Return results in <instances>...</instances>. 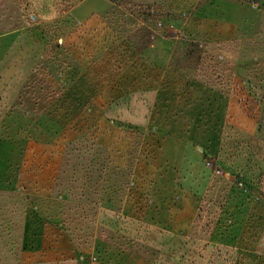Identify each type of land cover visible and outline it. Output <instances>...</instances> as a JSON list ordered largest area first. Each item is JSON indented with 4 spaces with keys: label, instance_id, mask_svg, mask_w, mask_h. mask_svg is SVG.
Segmentation results:
<instances>
[{
    "label": "rangeland",
    "instance_id": "374dc122",
    "mask_svg": "<svg viewBox=\"0 0 264 264\" xmlns=\"http://www.w3.org/2000/svg\"><path fill=\"white\" fill-rule=\"evenodd\" d=\"M78 1L16 0V30L0 7V135L53 167L46 196L0 187V264L27 261L33 214L50 264H264V31L207 41L169 0H110L82 24ZM129 95L144 125L98 108Z\"/></svg>",
    "mask_w": 264,
    "mask_h": 264
},
{
    "label": "crops",
    "instance_id": "0c3cea01",
    "mask_svg": "<svg viewBox=\"0 0 264 264\" xmlns=\"http://www.w3.org/2000/svg\"><path fill=\"white\" fill-rule=\"evenodd\" d=\"M168 4L175 10L190 13L187 26L207 41L226 42L254 38L264 31V21H262L264 20V9L254 3L240 0H169ZM110 5H112L110 0H79L68 9V13L82 24L93 22L96 25L99 22L96 17L100 13H104ZM0 7L2 13L6 12L7 15L3 19H7V17L11 19L10 21L5 20L6 24H3V27L8 30H16L20 26L18 2L16 0H0ZM7 12L15 15L10 18ZM141 86L144 85L141 84ZM148 91L139 90V93L153 94L151 90V92ZM210 93L211 90L208 93L209 97H211ZM130 97L129 95V100L126 96L117 100L106 98L109 100H107L106 105H104L105 99H100L98 100L99 107L97 105L94 107L104 109V106L108 108L119 104L126 107L129 105L130 108L133 105L134 110H136L135 122L144 125L146 123V118L143 115L144 103L149 101H143V103L135 98L134 102ZM5 123L4 120H0V132L2 130L1 126ZM5 139L0 135L1 144L6 146V152H0V187L22 188L30 192L39 191L41 195L46 196L49 193L53 178V167L50 162H46L48 158L45 157L43 165L35 167L33 159L38 157L36 152L39 151L32 148L35 146L33 138L23 137V142L17 140L16 137L13 141L6 139L7 142H3ZM130 151V148H127L119 152L124 163L129 158ZM46 155L49 156L47 153ZM96 215L98 220L100 215L104 217L105 213L98 212ZM35 217L36 215L33 214L26 219L28 223L23 235L22 251L27 261L23 264H50L48 254L51 251V246H48L45 242L48 227L41 224L37 226V230L34 229L30 222L38 219Z\"/></svg>",
    "mask_w": 264,
    "mask_h": 264
},
{
    "label": "built area",
    "instance_id": "2783aa9c",
    "mask_svg": "<svg viewBox=\"0 0 264 264\" xmlns=\"http://www.w3.org/2000/svg\"><path fill=\"white\" fill-rule=\"evenodd\" d=\"M218 171V170H217Z\"/></svg>",
    "mask_w": 264,
    "mask_h": 264
}]
</instances>
